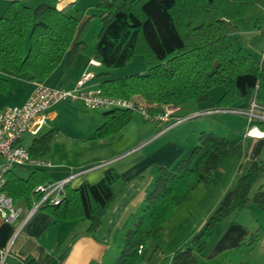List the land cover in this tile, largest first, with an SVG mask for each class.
<instances>
[{"label":"trees","instance_id":"1","mask_svg":"<svg viewBox=\"0 0 264 264\" xmlns=\"http://www.w3.org/2000/svg\"><path fill=\"white\" fill-rule=\"evenodd\" d=\"M0 17V70L28 75L42 81L66 59L72 63L79 50L83 12L58 9L41 2L32 7L24 0H11ZM101 29L94 56L108 69L125 67L141 55L145 71L110 77L101 81L106 95L131 97L144 103L151 113L164 105L177 106L189 101L209 100L213 88L222 86L217 108L249 109L256 100L264 105V54L262 58L244 47H236L231 35L235 20L243 18L264 0H97ZM8 79L0 76V92L9 90ZM133 110L105 111L104 122L93 138L103 139L119 132L131 120ZM264 131V120H252L249 128ZM59 130L54 127L35 137L29 146L33 157H45ZM242 147L214 131L200 132L189 155L171 168L158 167L153 188L148 192L138 218L125 232L120 254L113 264H143L146 246L164 228L179 203L194 189L209 181L221 160ZM264 173V159H253L237 184L229 189L188 246L178 248L170 264H197V254L209 245L215 228L249 200L264 210V184L253 194L254 185ZM120 174L105 169L97 183H68L58 203L45 202L40 209L59 220L83 219L88 231L103 227L107 212L116 199L114 184ZM56 179L44 168L34 167L27 177L14 170L7 174L4 189L15 200L31 204L40 198L37 186ZM142 246V248H141ZM28 264L33 260L24 258Z\"/></svg>","mask_w":264,"mask_h":264},{"label":"crops","instance_id":"2","mask_svg":"<svg viewBox=\"0 0 264 264\" xmlns=\"http://www.w3.org/2000/svg\"><path fill=\"white\" fill-rule=\"evenodd\" d=\"M11 2L0 0V17ZM24 2L32 7L44 2L58 9H79L84 13L81 24L85 23L78 37L86 43V49L79 50L72 63L64 59L47 79L42 80L46 84L52 87L71 88L85 72H92L94 75L86 86L97 89L101 88V81L107 78L105 75H99L100 72L109 71L110 77L128 75H116L118 68L108 69L102 64L96 66L90 62L96 58L94 49L102 26L97 13V0H24ZM263 18L264 3L256 4L245 17L236 19L234 22L237 29L231 35L234 45L244 47L256 55L255 41L260 43L258 35L264 32ZM262 43L264 47V40ZM0 76L8 79L10 84L6 93L0 92V107L23 103L37 82L26 74L16 75L6 70H0ZM179 106L180 115H191L196 111L216 107L208 104V100L189 101ZM107 110L110 109L91 108L83 101H60L47 110L45 126L40 133L54 127L59 130L51 144L50 153L43 157L51 162V165L44 169L54 179L84 170L70 182L77 187L84 181L99 182L108 167L118 170L120 178L114 184L116 199L107 212L101 230L91 233L88 231L87 220H59L42 209H37L30 215L25 213L13 223L4 221L0 215V264H20L18 257L32 259L31 264H113L123 247L126 230L138 218L139 209L144 205L148 192L154 186L158 167H173L176 162L189 155L196 146L201 131L216 130L213 125L191 120L161 132L165 122L151 120L142 112L134 111L129 123L119 132L107 138L94 139V133L104 122V113ZM247 130L242 133L240 139L223 132V136L231 141L245 142L247 151L234 159V162L232 160V168L221 176L220 170L230 161V155L225 156L209 181L191 191L188 198L177 206L174 214L165 222L163 230L148 242L147 256L143 264H170L173 253L178 248L190 244L193 235L204 225L225 193L237 184L234 183L246 172L247 163L257 158L264 159V155L262 156L264 135L250 136L247 135ZM40 134L25 135L24 145L29 148L33 139ZM27 136L31 138L29 142H26ZM13 170L16 172L15 168ZM215 179L222 180L220 185L213 183ZM21 202L26 210L30 208L31 204L24 200ZM191 206L202 209L199 220L191 221L184 216ZM179 213L181 218H176ZM175 221H180L179 226L185 223L187 230L180 235L170 234L169 228ZM2 251H8L7 255L4 256ZM215 253L214 258L219 255V251Z\"/></svg>","mask_w":264,"mask_h":264},{"label":"built area","instance_id":"3","mask_svg":"<svg viewBox=\"0 0 264 264\" xmlns=\"http://www.w3.org/2000/svg\"><path fill=\"white\" fill-rule=\"evenodd\" d=\"M92 65L100 66L101 61L97 58L92 59ZM92 72H85L77 81L75 86L52 87L44 81H37L29 97L20 104H11L0 107V215L4 221L13 223L21 215H30L35 210L47 202L58 203L65 194V187L71 180L81 174L84 170H78L69 176L56 179L46 184L37 186L36 190L41 192L40 198H33L30 208L24 207L22 200H15L4 189L7 181V174L17 165L28 164L33 167L44 168L51 165V162L43 157H33L29 148L24 145L25 135L36 136L40 134L45 126L47 110L54 104L64 101H83L91 108L103 109H129L142 112L147 118L165 122L161 132L186 121L190 116L203 114H215L221 111L245 113L252 120H264V105H260L253 100L249 109L241 107L209 108L196 111L191 115H180V106L164 105L163 110L151 113L147 106L141 101L131 97H120L106 95L101 88L91 89L86 83L93 77ZM253 126L247 130V135L256 136L253 133ZM142 248V246H141ZM8 251H2L6 256ZM20 264H28L23 257H18Z\"/></svg>","mask_w":264,"mask_h":264},{"label":"rangeland","instance_id":"4","mask_svg":"<svg viewBox=\"0 0 264 264\" xmlns=\"http://www.w3.org/2000/svg\"><path fill=\"white\" fill-rule=\"evenodd\" d=\"M262 25H264V18L262 20ZM258 36H260V43L257 40L255 41V53L262 58L264 49L262 43L264 40V32L260 33ZM145 69L146 67L141 55H135L125 67L118 68L119 71H117L116 75L135 73L140 70L145 71ZM223 91L224 88L222 86L213 88L208 104L217 106V101ZM191 120H200L205 124L208 123L213 125L217 130L209 129L206 131H214L220 135H224L223 132H225L231 137H237L236 139H240L243 136L242 133H245L249 127V116L245 113L238 112L221 111L215 114L190 116L186 121ZM30 140L31 138L27 136L26 142H29ZM246 151L247 146L243 141L242 147L239 150L230 151L228 153L230 155V161L228 164L223 165L220 170L221 176L226 174L232 168V160L234 162V159L245 154ZM263 155L264 148L262 156ZM249 163L250 162H248L247 165H249ZM32 168L33 166L31 165L23 164L17 165L15 170L20 176L25 177L30 173ZM221 182V179H215V181H213L214 184L218 185H220ZM236 183L237 180L234 184ZM261 184H264V173L254 185L251 194H253ZM191 207V209L185 212L184 216L191 221L199 220L202 216V209L198 206ZM180 216L179 213L176 218ZM178 222L180 221H175L174 225L170 228L168 227L170 234L180 235L187 230L185 223L179 226ZM215 251H219V255L217 254L218 256L216 255L214 258L213 256L216 254ZM197 264H264V210L251 199L245 207L237 209L230 214L222 224L215 228L212 239L207 248L197 254Z\"/></svg>","mask_w":264,"mask_h":264},{"label":"bare ground","instance_id":"5","mask_svg":"<svg viewBox=\"0 0 264 264\" xmlns=\"http://www.w3.org/2000/svg\"><path fill=\"white\" fill-rule=\"evenodd\" d=\"M253 133L255 135H264V132H261L257 127L254 128Z\"/></svg>","mask_w":264,"mask_h":264}]
</instances>
